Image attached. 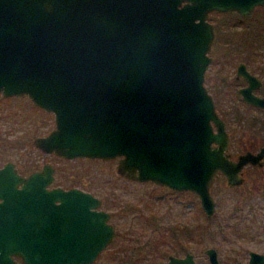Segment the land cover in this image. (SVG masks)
I'll use <instances>...</instances> for the list:
<instances>
[{"label":"water","instance_id":"1","mask_svg":"<svg viewBox=\"0 0 264 264\" xmlns=\"http://www.w3.org/2000/svg\"><path fill=\"white\" fill-rule=\"evenodd\" d=\"M260 4L0 0V95L25 96L52 113V128L33 139L44 154L115 159L116 174L190 191L210 217L216 171L237 183L264 147L236 162L224 154L228 134L203 84L214 37L208 13L245 15ZM52 172L48 163L26 176L11 162L0 167V264H90L109 243L108 214L94 209L100 200L76 187L48 188ZM204 252L217 264L214 248ZM161 264L193 262L186 254ZM239 264H264V253L249 251Z\"/></svg>","mask_w":264,"mask_h":264},{"label":"rangeland","instance_id":"2","mask_svg":"<svg viewBox=\"0 0 264 264\" xmlns=\"http://www.w3.org/2000/svg\"><path fill=\"white\" fill-rule=\"evenodd\" d=\"M207 19L218 27V32L222 37L226 24H230L233 16L210 12ZM243 23L249 27H262L264 7H256L243 20ZM215 42L217 43L216 39ZM220 101V109L223 113L226 110L230 111L231 105L239 107V103L235 99L221 98ZM235 124L232 121L228 126L230 132L236 130V132L233 131L231 138V149L240 150L244 147L243 143H246L247 134L245 133L249 132L241 124L236 126ZM51 127L52 115L33 106L27 97L0 96V140L4 139L7 143L6 145L0 143V165L6 160H10L23 169L41 164V159L44 158L45 161L55 166L54 180L51 185L63 188L77 186L101 198L107 209L112 210L110 202L128 204L135 207L143 216L156 219L157 230L153 232L142 218L134 219L133 216L128 215L122 220L114 219L119 229L126 228L132 222V232L129 237H133L135 240H132L133 238L124 241L114 239L91 264H125L138 256H146L140 264H156L155 262L165 259L166 251L181 255L185 249L192 251L196 259H199L198 262L202 263L205 262L202 250L207 246L216 247L221 264H228L229 257L227 258L225 252L231 248L244 250H242V254L238 255L237 261H245L248 250L264 251V188L251 194H212L216 202L215 220L207 222L203 213L196 210L198 200L190 192L180 191L177 193L151 182L127 180L116 174L115 159L85 157L63 159L54 155L42 154L32 145L31 139L35 135L47 132ZM14 141L15 145L12 144ZM9 142L12 143L8 144ZM249 183L248 181L246 187L251 186ZM244 199L246 204L242 205L240 211L233 213L232 206L239 202L244 203ZM239 217H241V221L231 224V227L225 225L234 220H240ZM197 221L207 225V229L196 232L195 238L192 236L182 241V238L179 239L172 234L168 237L170 242L162 243L161 246L157 244L159 247L156 249V245L152 248L149 246L151 244L145 245V240L151 234L153 242H156L160 236L158 231L164 233L166 228L192 226ZM231 228L234 230L231 231ZM212 231L213 234H209ZM231 234H236L235 239L242 238L234 242L228 241L231 240ZM223 235L230 237L229 239L225 237L227 242L222 241L224 240ZM177 241H181V243ZM238 247L239 249H237ZM151 250L156 251V255H161H152L149 253ZM159 251L162 252L159 253ZM232 254L234 253H230L229 256Z\"/></svg>","mask_w":264,"mask_h":264},{"label":"flooded vegetation","instance_id":"3","mask_svg":"<svg viewBox=\"0 0 264 264\" xmlns=\"http://www.w3.org/2000/svg\"><path fill=\"white\" fill-rule=\"evenodd\" d=\"M256 7H264V4L255 5L253 9L245 15H240L236 13L235 11H217V10L210 11V12H219L222 14H229L233 16V19L230 21V24L229 23L226 24L225 32L222 33V37H221V34H219L218 32V27L216 25L214 26L213 23L208 20L213 25L214 37L210 45V48L207 52V55L211 58V60L205 69L203 84L206 88V91L212 97V101H213L214 109L216 113L224 122V129L227 132L228 138H229L228 145L225 149L224 154L228 160L233 161V162H236L239 155L244 152L256 153L257 151L260 150V148L264 147V105H263L264 104V23L262 27H259V26L249 27L248 25L243 23V20L247 16H249L255 10ZM214 38L216 39L217 43L216 42L214 43V40H215ZM245 71L248 73V77L244 74ZM242 90H248L250 94L256 97H259L260 99H263V103L261 105H255L253 103L247 102L243 98V95L241 92ZM3 97H14V96H3ZM221 98L235 99L239 103L238 104L239 107L231 105L230 111L226 110L223 113L220 109V102H221L220 99ZM32 105L42 110L43 112L50 113L52 115L51 112L46 111L34 105L33 103ZM52 119H53V116H52ZM232 121L236 123L235 126L237 124H241L242 126H244V128H246L245 130L249 132V133H245L247 134L246 143H243L244 147L240 150L231 149L232 148L231 138L233 137V131L236 132V130H232V132H230L229 130L228 126L230 125ZM47 132L40 134V135L33 136V138L31 139L32 145H33L34 137L45 135ZM0 143H4L5 145L7 144L4 141V139H1ZM11 143L12 142H9L8 144H11ZM12 144L15 145V141ZM35 149H37L39 152H42L37 147H35ZM42 154L44 153L42 152ZM47 154L57 156L54 153H47ZM63 159H66V158H63ZM6 162H11L13 164L14 169L20 176H26L33 171L40 170L43 163H48L53 169L52 181L54 180L55 166L50 164L48 161H45L44 158L41 159V164H35L32 166H28V167L25 166L26 168H23V169L19 168L13 161H10V160L4 161L0 165V167L4 165ZM237 175L240 177V180L237 183H230L227 181L226 177L222 174L221 171L219 170L216 171L209 185V193L211 194L212 198L214 199V203H215L214 211L212 215L210 217H207L204 214L203 210L200 207L199 201H198V204L196 205V210L200 211L201 214L203 213L202 215L207 222H213L215 220L214 215H215L216 202L212 194H217V195L222 194V193L223 194H251L254 191H258L264 188V152L262 153L258 162L244 163L241 166L240 170L237 171ZM52 181L47 185L48 188L56 186V185H51ZM132 181H137V180H132ZM248 181L250 182L249 183L251 185L250 187L248 186L246 187V184ZM157 186L167 188L173 192H177V193L180 192V191H174L165 186H161V185H157ZM70 187L79 188L73 185L67 188H70ZM83 191H86V190H83ZM183 191H187V190H182L181 192ZM86 192H89V191H86ZM91 194L95 196L93 193ZM97 198L100 200V202H99V205L95 207L94 209L107 212L108 218L106 221L112 225L113 233H112L111 239L108 244H110L114 239H117V240L120 239L119 241H124V240H128L131 238L129 236H131V232H132V229H131L132 222L126 228L119 229L118 224L116 223V221H114V219L122 220V218L128 215L133 216L134 219L142 218L145 224H147V227L150 228L152 232L157 230L156 229L157 225L155 221L156 219L149 217V216H143L142 213L138 212L135 207H132L128 204L110 202L109 205L110 207L112 206V210H110V209H107V207L106 208L104 207V203L102 202L101 198L99 197ZM243 204H246L245 199H244V203L239 202V203L234 204L232 206L233 213H236L238 210L240 211ZM240 221H241V218H240ZM233 223L236 224V221L234 220L225 225L228 227H231L230 225ZM205 229H207V225H203L202 223L198 221L195 222L192 226L184 225L181 228L177 226H174L172 228H166L164 232L166 234L160 233L159 231L157 232L160 236H158L159 239H157L156 242H153V235L151 234L149 238L145 240V245L151 244L149 245L151 246V248L153 246L155 247L156 245L155 247L156 249L159 246H161L162 243L170 242L168 240V237L171 236L172 234H174L179 239L182 238V241H183V239L191 238L192 236L193 238H195L194 235L196 234V232H200L201 230H205ZM233 230L234 228H231V231ZM209 234L212 235L213 231L210 232ZM231 235H232L231 238L229 236L223 235L222 238L224 240L222 241L227 242L226 240L230 238L231 240H228V241L234 242L242 238V237H238L235 239L236 234H231ZM225 237L227 239H225ZM132 240H135V238H133ZM175 240H178V239H175ZM177 242L181 243V241H177ZM108 244L106 246H108ZM157 244H159V246H157ZM105 247L101 251H103ZM209 247L214 248L217 264H221L218 258V249L213 246H207L202 250V254L205 256V262H202V263L198 262L199 259H196L195 254L192 251H189L188 249H185L181 255L167 253V251L166 253L163 252L165 255V259L159 262H155V263L161 264L163 262H167L168 256L170 255L174 257L183 258L185 257L186 254H190L193 264H209L208 255L204 252V250ZM182 248H179V249H182ZM237 249H239V247ZM242 250H243L242 248H240V250H235L231 248V250H229L228 252H225V254L227 255V258L229 257L228 258L229 262L227 261V263L228 264H239L241 262H246V260L248 259V252L255 251V250L246 251V254H247L246 260L237 261L239 257L238 255L242 254V252L244 251ZM160 252L162 251H159V253ZM256 252L264 253V251H256ZM99 253L96 255V257L99 255ZM149 253L153 255L156 253V251L151 250ZM230 253H234V254L229 256ZM160 255H156V256H160ZM96 257L94 258V260L96 259ZM138 257H141V256H138ZM14 258L18 260L17 257H14ZM93 261L91 263H93Z\"/></svg>","mask_w":264,"mask_h":264},{"label":"trees","instance_id":"4","mask_svg":"<svg viewBox=\"0 0 264 264\" xmlns=\"http://www.w3.org/2000/svg\"><path fill=\"white\" fill-rule=\"evenodd\" d=\"M239 218H241V217H239ZM239 221L240 220H236V222H239ZM144 260H145V258L143 256H141V257H137V258L133 259V261L129 260L128 263H126V264H140L141 261H144Z\"/></svg>","mask_w":264,"mask_h":264}]
</instances>
